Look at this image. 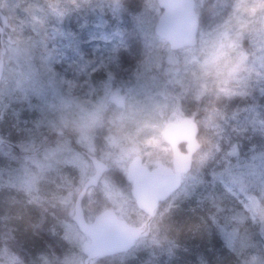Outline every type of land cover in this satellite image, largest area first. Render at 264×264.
I'll return each mask as SVG.
<instances>
[{
  "label": "rangeland",
  "instance_id": "374dc122",
  "mask_svg": "<svg viewBox=\"0 0 264 264\" xmlns=\"http://www.w3.org/2000/svg\"><path fill=\"white\" fill-rule=\"evenodd\" d=\"M196 1L202 17L198 44L173 51L155 32L157 0H93L91 8L63 18L51 14L45 0H0L5 29L0 136L13 140L16 149L0 146V195L12 198V207L25 206L38 218V230L48 221V232L65 242V248L49 246L25 260L9 232L0 236V264H84L89 239L73 217L95 174L85 153L110 167L86 194L87 220L113 209L133 226H150L130 251L92 264H190L177 257L180 245L166 227L177 210L205 216L200 228L230 264H264V79L243 82L238 94L224 90L226 98L205 95L200 107L186 100L175 86L196 62L186 53L220 36L234 8V0H202V7ZM29 5L40 23L25 11ZM242 47L251 66L264 73V31L245 38ZM149 107L159 113L164 139L168 124L192 115L199 143L208 144L151 221L137 207L127 180L134 157L122 163L107 149L113 125H139ZM164 164L173 166V160ZM196 258L191 264H208Z\"/></svg>",
  "mask_w": 264,
  "mask_h": 264
},
{
  "label": "water",
  "instance_id": "95a60500",
  "mask_svg": "<svg viewBox=\"0 0 264 264\" xmlns=\"http://www.w3.org/2000/svg\"><path fill=\"white\" fill-rule=\"evenodd\" d=\"M162 14L157 22L156 35L173 51L192 49L198 44L200 18L197 13L196 0H158ZM5 29L0 24V86L5 66L4 38ZM199 125L193 118H186L183 123L168 124L164 133L165 140L179 146L173 166L164 163L154 169L145 166L134 158L129 166L127 180L132 183V196L137 207L150 218L155 217L159 207L169 200L182 186L183 177L188 174L194 159L184 153L181 146L186 144V152L198 147ZM58 131L57 134H62ZM9 144L0 136V146ZM91 160L95 174L86 182L78 198L73 217L81 233L88 239L84 247L85 262H94L130 251L136 242L146 237L150 230L133 226L121 219L113 209L102 211L91 222L87 221L84 211V200L89 189L99 185L109 171V165L96 156L86 154Z\"/></svg>",
  "mask_w": 264,
  "mask_h": 264
},
{
  "label": "clouds",
  "instance_id": "9594fccd",
  "mask_svg": "<svg viewBox=\"0 0 264 264\" xmlns=\"http://www.w3.org/2000/svg\"><path fill=\"white\" fill-rule=\"evenodd\" d=\"M45 4L51 14L63 18L91 8L93 0H45ZM35 10L33 5L25 9L34 22L40 23ZM257 31H264V0H234L230 23L222 29L220 36L199 50L186 53L194 55L196 62L187 66L175 86L185 94H195L198 99L204 95L219 99L226 98L224 90L238 94L243 82L254 78L264 79V73L257 72L251 66L250 55L242 47L243 40ZM206 68L210 70L206 71ZM156 103L162 104L163 101ZM159 119V113L149 107L141 116L139 125L114 124L107 143L109 154L122 163L126 162L124 157L128 155L145 166L171 163L180 151L179 146L163 138L162 125L158 127ZM207 146L198 142L196 149L181 154L194 159L198 151H204Z\"/></svg>",
  "mask_w": 264,
  "mask_h": 264
},
{
  "label": "trees",
  "instance_id": "16d2710c",
  "mask_svg": "<svg viewBox=\"0 0 264 264\" xmlns=\"http://www.w3.org/2000/svg\"><path fill=\"white\" fill-rule=\"evenodd\" d=\"M202 6H204V3L201 0L199 2V7ZM157 7L159 8V6ZM159 9L161 16L162 10L161 8ZM199 18L201 27L202 17L199 16ZM184 95L186 100H188V98H191L192 102L197 104L198 107L201 106L202 100L205 96H201V98L198 99L197 96L192 93ZM187 113L188 112L186 111V115ZM190 117L193 116L191 115L189 116V118ZM4 140L8 141L9 144L1 145L3 148H8L13 151L16 150L13 140ZM181 149L186 150V145H182ZM12 201V198L6 196L2 198V195H0V220H2V217H7L6 223L4 222V224H2L0 221V236H7V233L9 232L12 234L14 233L16 238L15 244L17 247H15V251L21 258L25 260H27L28 258L31 260L36 259L39 255L43 254V252L49 246L53 245L54 247L59 246L61 248H65V242L62 241L59 236H52L50 232H48L49 228L51 227L48 225V221H46L44 224H41V228L38 230L36 228L38 218L33 219L34 215L31 214L29 210L25 208V206L14 204V207H12V205L9 204V202ZM7 211H10V213L7 214ZM184 211H175V215L172 216L171 220L166 221V227L171 230L169 232L173 234L175 242L180 245L179 247H177V257H181L183 261L189 262L190 264L191 260L197 259L196 256L198 258L199 256L204 257L208 264H230L229 262L231 260L227 256H225L226 253L224 251L217 248L215 239L213 240V238H209V233L200 228V223L202 219L205 218V216H203L202 214L195 215L188 212L183 213ZM190 246H192L193 248L190 249ZM208 250H210L211 253H208ZM108 259L109 258L97 262H107Z\"/></svg>",
  "mask_w": 264,
  "mask_h": 264
},
{
  "label": "flooded vegetation",
  "instance_id": "af4514ba",
  "mask_svg": "<svg viewBox=\"0 0 264 264\" xmlns=\"http://www.w3.org/2000/svg\"><path fill=\"white\" fill-rule=\"evenodd\" d=\"M185 145H186V144H185ZM186 150H187V145H186ZM186 150H182V151H183V152H186ZM84 153H85V152H84ZM85 154H87V153H85ZM148 167H149V166H148ZM149 168H150V169H154L153 167H149ZM98 215H99V214H98ZM98 215H97V216H98ZM86 219H87V218H86ZM94 219H95V218H94ZM94 219H93V220H94ZM149 220H150V219H149ZM87 221H88V220H87Z\"/></svg>",
  "mask_w": 264,
  "mask_h": 264
}]
</instances>
